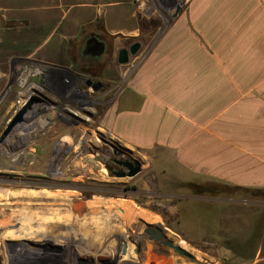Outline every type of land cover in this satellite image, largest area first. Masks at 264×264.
I'll list each match as a JSON object with an SVG mask.
<instances>
[{"label": "rangeland", "instance_id": "rangeland-1", "mask_svg": "<svg viewBox=\"0 0 264 264\" xmlns=\"http://www.w3.org/2000/svg\"><path fill=\"white\" fill-rule=\"evenodd\" d=\"M188 1H136L150 17L142 19L149 35L128 64L140 61L177 4L181 12ZM95 29L110 39V55L84 58L75 40L68 69L22 63L0 95V137L28 100L39 99L0 142V264H248L226 239L245 237L249 214L264 202L211 194L225 188L185 172L162 149L124 150L109 117L128 65L113 56L102 24ZM114 146L139 160L141 172L118 176L124 158Z\"/></svg>", "mask_w": 264, "mask_h": 264}, {"label": "crops", "instance_id": "crops-1", "mask_svg": "<svg viewBox=\"0 0 264 264\" xmlns=\"http://www.w3.org/2000/svg\"><path fill=\"white\" fill-rule=\"evenodd\" d=\"M136 1L0 0V95L22 63L68 69L71 43L98 23L114 57L142 44L150 17ZM127 65L109 117L124 150L162 149L209 182L264 189V0H189ZM248 264H264V235Z\"/></svg>", "mask_w": 264, "mask_h": 264}, {"label": "water", "instance_id": "water-1", "mask_svg": "<svg viewBox=\"0 0 264 264\" xmlns=\"http://www.w3.org/2000/svg\"><path fill=\"white\" fill-rule=\"evenodd\" d=\"M184 3V1H182ZM181 10V4H177V9L175 12V16L180 12ZM104 38L95 35V33L90 34V38L87 40L86 45L83 49V56H101L105 51V42L103 40ZM141 49V43L139 41H136L130 45L129 48H122L119 51L118 54V61L121 64H126L130 60L131 55H136L139 50ZM98 86L96 85V88ZM39 99L36 97L31 98L28 100L9 120L8 124L6 125L5 129L3 130L2 136L0 137V142H2L6 137H8L10 134H12L24 121L26 114L33 108V104L38 102ZM114 148H116L114 146ZM122 153V152H121ZM118 163L123 166L124 170H120L117 172V175L120 177L128 176V177H134L142 170V163L137 159L132 158H126L123 160H119ZM152 236L159 240L163 237V234L161 233V230H159L158 235H154L153 231L149 228L147 229ZM168 244L173 247L176 251L180 252L181 254L188 253L182 249H180L179 246L173 245V243L168 242Z\"/></svg>", "mask_w": 264, "mask_h": 264}, {"label": "trees", "instance_id": "trees-1", "mask_svg": "<svg viewBox=\"0 0 264 264\" xmlns=\"http://www.w3.org/2000/svg\"><path fill=\"white\" fill-rule=\"evenodd\" d=\"M222 186L224 190L223 193H211L214 195H224L228 197L238 196L243 199L258 200L264 202V189H250L244 187H231L227 184L218 183ZM231 189L241 191L244 193H232ZM212 190V189H211ZM264 235V212L255 216L253 225L250 232L245 236L234 234L226 239V246L229 247L236 255L241 257L244 261H252L258 248L260 246L261 240Z\"/></svg>", "mask_w": 264, "mask_h": 264}, {"label": "flooded vegetation", "instance_id": "flooded-vegetation-1", "mask_svg": "<svg viewBox=\"0 0 264 264\" xmlns=\"http://www.w3.org/2000/svg\"><path fill=\"white\" fill-rule=\"evenodd\" d=\"M92 33H95V35H99V36H101V37H103L104 39V42H105V51H104V53L101 55V56H93V55H89L88 57L89 58H91L93 61H97L98 59H100L102 56H104V55H110V39L105 35V34H103L102 32H100V31H92ZM91 34V33H90ZM90 34H88L87 35V37H86V39L84 40V47H85V45H86V42H87V40L90 38ZM84 47H83V49H84ZM130 47V46H129ZM129 47H127V48H129ZM83 49H82V51H83ZM119 54V53H118ZM87 57V56H86ZM86 57H84V58H86ZM121 150H119V149H117L116 148V152H115V154L116 155H118V156H120V157H122V158H124V159H126V158H130V157H126L125 155H124V153L122 152Z\"/></svg>", "mask_w": 264, "mask_h": 264}, {"label": "bare ground", "instance_id": "bare-ground-1", "mask_svg": "<svg viewBox=\"0 0 264 264\" xmlns=\"http://www.w3.org/2000/svg\"><path fill=\"white\" fill-rule=\"evenodd\" d=\"M24 124V123H23ZM21 127V126H20Z\"/></svg>", "mask_w": 264, "mask_h": 264}]
</instances>
